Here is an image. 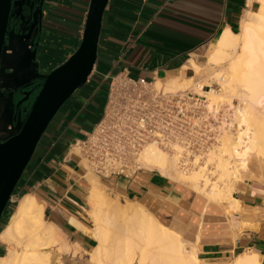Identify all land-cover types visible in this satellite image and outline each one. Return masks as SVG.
<instances>
[{
	"label": "crops",
	"instance_id": "crops-1",
	"mask_svg": "<svg viewBox=\"0 0 264 264\" xmlns=\"http://www.w3.org/2000/svg\"><path fill=\"white\" fill-rule=\"evenodd\" d=\"M262 1L110 0L95 70L84 89L73 95L50 124L15 191L17 201L9 203L3 214L0 259L9 251L21 252L22 247L12 240L29 239L15 232L7 234V229L22 200L30 196L42 212L43 228L47 225L46 230H52L59 240L65 264H91L99 245L93 217L95 186L105 202L103 209H110L111 218H106L111 227L109 240H124V215L139 217L145 211L189 245L198 244L202 260L254 251L262 255L264 264V218L260 217L264 203L248 205L236 199L242 208L239 217H228L230 226L221 221L215 226L212 222L218 215L205 210L206 206L196 209L190 204L187 194L175 187V178L146 168L131 178H105L91 170L76 145L93 131L103 114L97 111L99 88L94 80L108 82L110 75L124 70L133 78L154 79L155 83L194 78L191 62L202 66L219 38L227 31H239L245 13L257 10ZM41 2L14 0L1 70L2 122L15 125L24 120L28 105L23 110L16 105L21 90L31 82L38 84L39 76L66 62L82 40L90 0H44L42 28ZM38 42L35 65L28 62V56ZM238 208H234L236 213Z\"/></svg>",
	"mask_w": 264,
	"mask_h": 264
},
{
	"label": "bare ground",
	"instance_id": "bare-ground-1",
	"mask_svg": "<svg viewBox=\"0 0 264 264\" xmlns=\"http://www.w3.org/2000/svg\"><path fill=\"white\" fill-rule=\"evenodd\" d=\"M191 63L195 74L200 71L206 73V84L200 87L199 92L207 96L210 111L216 113L225 99L230 101L237 97L240 101V106L234 110L232 122L237 128V133L233 136L223 131L218 136L220 146L208 152L204 162L206 166L200 167L199 171L189 174L183 171L176 173L185 180H194V183L203 181V186L208 187V164H215L216 168L222 169L224 175L220 179L229 181L231 176H237L239 167L247 169L249 159L253 155L264 164V0L257 10L249 9L245 13L237 33L227 31L219 38L216 48L205 61L203 70ZM213 83H217L221 89H213ZM191 85H194V78L178 77L163 82L158 80L155 83L158 89L170 93L188 89ZM0 129L4 136V122L1 123ZM181 149L176 146V160ZM140 160L145 168L154 169L161 175L172 177L175 173L169 155L156 145L145 146ZM226 182L223 186L214 183L208 193L211 198L216 199V204L219 201H228L234 209L239 203L236 199L232 201L233 187ZM98 190L94 186L93 197L90 196L95 201L93 217L97 224L96 238L99 243L96 251L92 253V260L96 264H135L136 256L139 264H197L199 247L196 246L200 241V232L197 235V245L191 246L180 234L159 223L145 211H142L139 217V214L124 215L123 228L127 235L124 240H109L111 227L106 218H111V213L110 209H103L105 202ZM41 213L30 196L22 200L7 234L13 235L15 232L17 235H27L29 239L21 252L9 251L6 258L0 259V264H49V253L42 252L46 250L45 246L57 244L59 240H55L52 230H46L47 225L43 228ZM12 241L20 244L17 240ZM261 260L262 255L249 251L237 259V264H262Z\"/></svg>",
	"mask_w": 264,
	"mask_h": 264
},
{
	"label": "built area",
	"instance_id": "built-area-1",
	"mask_svg": "<svg viewBox=\"0 0 264 264\" xmlns=\"http://www.w3.org/2000/svg\"><path fill=\"white\" fill-rule=\"evenodd\" d=\"M108 78L102 117L76 145L97 175L131 178L142 169L145 146L170 150L191 130L194 94L165 92L154 79L133 78L126 70ZM17 199L14 193L10 203Z\"/></svg>",
	"mask_w": 264,
	"mask_h": 264
},
{
	"label": "water",
	"instance_id": "water-1",
	"mask_svg": "<svg viewBox=\"0 0 264 264\" xmlns=\"http://www.w3.org/2000/svg\"><path fill=\"white\" fill-rule=\"evenodd\" d=\"M109 1L90 0L78 49L48 75L39 76L38 84L31 82L25 86L22 94L24 97L16 104L18 110L21 108L23 110V104L28 102V107L24 108L26 114L24 120L16 122L15 125L12 121L4 122L6 129L4 136L0 129V222L50 124L73 95L89 82L95 70L103 16ZM43 5L44 0L38 10L41 28ZM13 6L14 0H0V87L3 53L9 35L8 24ZM35 46L28 56V62L36 65L39 42ZM1 114L0 102V127ZM9 125L13 126L11 130Z\"/></svg>",
	"mask_w": 264,
	"mask_h": 264
},
{
	"label": "rangeland",
	"instance_id": "rangeland-1",
	"mask_svg": "<svg viewBox=\"0 0 264 264\" xmlns=\"http://www.w3.org/2000/svg\"><path fill=\"white\" fill-rule=\"evenodd\" d=\"M200 68L203 70L204 64L200 66ZM188 76H191V74H189ZM194 78V85H191L188 87V89H185L193 92L194 94L191 115V130L187 134L182 136V138L177 140L178 142L171 146L170 150L163 151L169 155L170 164L175 170L174 175L172 177H169L175 178V187H177L179 191H183L185 192V194H187V200L190 201V204H193L196 209H201V207L203 208V206H206L205 210H210L217 214L218 217H216L212 222L215 226L217 225V222L221 221V223H223V225L227 227L230 226V222L228 221L229 215L231 214L236 217H239V212L242 211V208L239 204H237V207L239 206V211L238 213H236L232 208V205L228 201L218 200L220 203H223L220 204L219 202H217L216 204V199L210 197V194L208 193L209 190L211 189L214 183H219V185L223 186L222 184L227 181L226 184L233 187V190L231 192L232 201H235V199H237L240 201V203L245 202L248 205H261L264 203V164H261L258 158H256L254 155L251 156L248 162L249 164H247V169L244 170L240 169V167L239 169L237 168V176H231V181L226 179L221 180L220 177L224 175L222 169L216 168L215 164H208L206 170L207 176L210 179L208 187L203 186V181L200 182L201 184L197 182L194 183V180H185L184 178H181L179 175L176 174L179 171H183L187 174H189V172L191 173L193 171H199L200 167L206 166L204 162L207 159L206 155L208 154V152L214 149L216 146H220L218 136L223 131L233 136L237 133V128L235 124H232V122L235 114L234 110L235 108H237V106H240L239 99L237 97H234L230 101L225 99L223 103L220 104V109L218 108V111L216 113L210 111L208 109L207 96L199 92L200 87H204L206 84V73L204 71H200L196 75L194 74ZM93 83L98 85L99 88L96 100L99 106L97 111L101 112L102 110H104L105 107L109 84L108 82H104L103 80H94ZM213 89L219 91L221 88L217 83H213ZM176 146L182 148L181 153L178 156L179 158L177 160ZM196 160H198V162H195ZM144 168L145 167L142 165L141 170H143ZM7 211L8 209L5 210L6 213ZM260 217L264 218V213ZM2 223L4 224V221H2ZM2 226L3 225H1L0 228H2ZM243 226L249 227L251 225L243 224ZM21 236L25 235H20L19 237ZM17 241L18 243H20L19 246H21L22 249L27 243V240ZM52 244L53 243L49 244L50 246L47 245V247L45 246L46 250L42 252L49 253V264H65V261L62 259L61 256L62 249L58 245V242L57 244L54 243L53 246ZM243 254H239L235 257V254L230 253L226 254L225 256H222L221 258H210L208 260H202L200 258L201 256H198L197 264H237V259ZM134 263L139 264V259H137V256L134 259ZM91 264H96L95 261L92 260V256ZM106 264L112 263L106 262Z\"/></svg>",
	"mask_w": 264,
	"mask_h": 264
},
{
	"label": "flooded vegetation",
	"instance_id": "flooded-vegetation-1",
	"mask_svg": "<svg viewBox=\"0 0 264 264\" xmlns=\"http://www.w3.org/2000/svg\"><path fill=\"white\" fill-rule=\"evenodd\" d=\"M9 26H10V21H9V24H8V29H9ZM25 91V89H23V90H21V92L23 93ZM24 97V95H22V98ZM28 104V102H25L24 104H23V106L22 107H26V105Z\"/></svg>",
	"mask_w": 264,
	"mask_h": 264
},
{
	"label": "trees",
	"instance_id": "trees-1",
	"mask_svg": "<svg viewBox=\"0 0 264 264\" xmlns=\"http://www.w3.org/2000/svg\"><path fill=\"white\" fill-rule=\"evenodd\" d=\"M235 33H237L238 31L237 30H234ZM16 191V190H15ZM15 193V192H14ZM3 220H1L0 222V226H1V223H2Z\"/></svg>",
	"mask_w": 264,
	"mask_h": 264
}]
</instances>
